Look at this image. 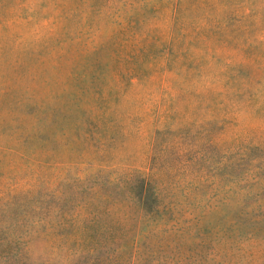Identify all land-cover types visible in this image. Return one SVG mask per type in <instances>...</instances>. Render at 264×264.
<instances>
[{
  "label": "rangeland",
  "instance_id": "1",
  "mask_svg": "<svg viewBox=\"0 0 264 264\" xmlns=\"http://www.w3.org/2000/svg\"><path fill=\"white\" fill-rule=\"evenodd\" d=\"M0 264H264V0H0Z\"/></svg>",
  "mask_w": 264,
  "mask_h": 264
}]
</instances>
